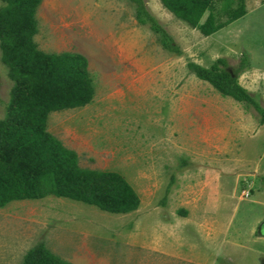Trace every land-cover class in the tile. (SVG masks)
<instances>
[{
  "label": "rangeland",
  "instance_id": "374dc122",
  "mask_svg": "<svg viewBox=\"0 0 264 264\" xmlns=\"http://www.w3.org/2000/svg\"><path fill=\"white\" fill-rule=\"evenodd\" d=\"M243 1L241 16L204 35L143 0L176 54L129 0H39L36 47L80 52L93 85L88 102L49 111L45 127L80 166L121 173L139 203L110 212L51 193L9 200L0 264H18L37 241L73 264H264V123L186 66L224 56L235 68L245 54L237 80L264 106V1ZM10 84L0 60V118Z\"/></svg>",
  "mask_w": 264,
  "mask_h": 264
},
{
  "label": "trees",
  "instance_id": "16d2710c",
  "mask_svg": "<svg viewBox=\"0 0 264 264\" xmlns=\"http://www.w3.org/2000/svg\"><path fill=\"white\" fill-rule=\"evenodd\" d=\"M134 17L157 34L167 51L179 46L143 0H129ZM177 18L207 35L245 12L243 0H159ZM264 1V0H263ZM39 0H0V60L11 80L0 118V206L12 199L51 193L93 204L110 212L137 207L139 197L121 173L80 166L77 154L45 127L49 111L88 102L93 94L87 59L80 52H46L36 47L35 7ZM205 15L203 16V14ZM220 12L225 18H220ZM246 55L230 68L224 56L208 65L188 60L186 66L221 95L252 106L264 123V106L237 76ZM18 264H73L52 252L42 241L30 245Z\"/></svg>",
  "mask_w": 264,
  "mask_h": 264
},
{
  "label": "crops",
  "instance_id": "0c3cea01",
  "mask_svg": "<svg viewBox=\"0 0 264 264\" xmlns=\"http://www.w3.org/2000/svg\"><path fill=\"white\" fill-rule=\"evenodd\" d=\"M258 235H261V237H263V235H262V234H260V232L258 233Z\"/></svg>",
  "mask_w": 264,
  "mask_h": 264
}]
</instances>
